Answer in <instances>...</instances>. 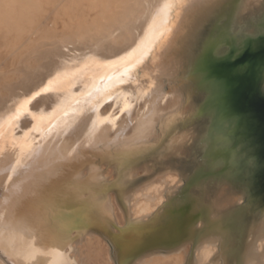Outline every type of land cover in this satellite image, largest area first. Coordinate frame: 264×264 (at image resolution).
Segmentation results:
<instances>
[{"label": "bare ground", "instance_id": "obj_1", "mask_svg": "<svg viewBox=\"0 0 264 264\" xmlns=\"http://www.w3.org/2000/svg\"><path fill=\"white\" fill-rule=\"evenodd\" d=\"M262 38L264 0H0V264H264Z\"/></svg>", "mask_w": 264, "mask_h": 264}, {"label": "rangeland", "instance_id": "obj_2", "mask_svg": "<svg viewBox=\"0 0 264 264\" xmlns=\"http://www.w3.org/2000/svg\"><path fill=\"white\" fill-rule=\"evenodd\" d=\"M243 34V32H242ZM241 34V35H242ZM264 46V38L260 39L259 41H254L252 48L253 49H258L259 47ZM227 47H221V49L218 51V53H214L216 56H222L224 53V50ZM261 71H264V62H263V69H261ZM262 82V75L260 74L256 80H255V84L252 87L251 93H250V97L248 98L249 100L251 99V97L256 94V92L258 93L257 95H259L258 98L255 99L256 95L252 98L253 102H255V104H261V107H264V93L261 94V88L264 92V81ZM260 107V108H261ZM232 118H235V115L232 116ZM244 132V129H242ZM241 130V131H242ZM232 146V143L231 145ZM238 148V145H237ZM264 156V154H261V156L259 157L260 159ZM253 157V156H252ZM254 158V159H253ZM252 161L255 163V172H250L248 171V169L246 168L244 171V175L242 178H238L239 180L234 183L235 187H239L240 189L246 191L248 188H251L254 192H259V195L257 196V198L255 199H251L250 201H248L247 204V209H253L254 207V212L255 215H261L264 211V163L260 162V160L258 158L253 157ZM263 169L262 171H260L259 173H257L259 170ZM231 170L230 168L228 170H226V172H224V175ZM248 171V172H247ZM248 174V175H246ZM230 176V175H229ZM234 176V174H233ZM247 184V188L246 185ZM254 203V204H253Z\"/></svg>", "mask_w": 264, "mask_h": 264}, {"label": "snow or ice", "instance_id": "obj_3", "mask_svg": "<svg viewBox=\"0 0 264 264\" xmlns=\"http://www.w3.org/2000/svg\"><path fill=\"white\" fill-rule=\"evenodd\" d=\"M140 55H143V52L142 51L140 52Z\"/></svg>", "mask_w": 264, "mask_h": 264}]
</instances>
